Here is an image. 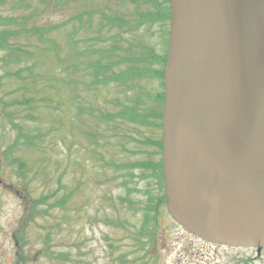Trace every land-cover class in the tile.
<instances>
[{
    "label": "rangeland",
    "instance_id": "rangeland-1",
    "mask_svg": "<svg viewBox=\"0 0 264 264\" xmlns=\"http://www.w3.org/2000/svg\"><path fill=\"white\" fill-rule=\"evenodd\" d=\"M104 6L125 16L134 8L119 0H0V16L17 17L0 31H44L42 39L32 31L7 38L23 50L18 54L0 47V264L177 261L179 228L164 205L147 208L145 191L158 194L156 179L128 167L159 158L148 140L160 137L151 126L159 120L141 125L118 116L126 106L159 113L161 80L93 82V50L109 48L118 30L101 26L107 21L98 12L89 20L90 11ZM132 37L158 53L166 49L156 23Z\"/></svg>",
    "mask_w": 264,
    "mask_h": 264
},
{
    "label": "water",
    "instance_id": "water-1",
    "mask_svg": "<svg viewBox=\"0 0 264 264\" xmlns=\"http://www.w3.org/2000/svg\"><path fill=\"white\" fill-rule=\"evenodd\" d=\"M166 209L184 230L264 245V0H170Z\"/></svg>",
    "mask_w": 264,
    "mask_h": 264
},
{
    "label": "trees",
    "instance_id": "trees-1",
    "mask_svg": "<svg viewBox=\"0 0 264 264\" xmlns=\"http://www.w3.org/2000/svg\"><path fill=\"white\" fill-rule=\"evenodd\" d=\"M119 1L125 3L127 2L133 5L134 8L131 16H125L123 14L120 15L119 12L108 9L105 6L98 7L94 11L89 12V20L95 12H98L101 16V21H107V23L101 22V26L106 24L110 27V30L113 28H118L117 31L112 32L109 36V38L112 39V43L109 48L93 50V53L98 54L95 60L89 64L95 76L93 82L106 83L109 81H113L118 84H126L130 81L141 79L146 76H157L160 78L162 85V91L158 94V96L159 99L163 102V67L166 59V49L163 53H158L152 45H149L142 41L135 42L132 34L141 26H149L150 28L156 23L159 26L161 35L166 36L167 41L168 25L170 19V0ZM26 17L27 19H30L31 15H27ZM16 18V16H11L8 18L0 16V24H4L5 22L16 23ZM25 22L26 21H23V23ZM55 27L56 26H54V28ZM26 31H32L34 33L36 32L40 39L44 38V31L39 30L37 27L25 28L24 26H22L21 28L12 31L4 29L0 31V47L9 49V53L12 52L13 55L18 54V52H23V50L18 46L10 47L7 43V38H9L10 36H16L17 34L24 33ZM129 32L132 34H130L129 37H126V34ZM6 62H10V59H7ZM155 65L158 66L156 67ZM161 113L162 111H160L159 113L152 111H150L149 113H145L137 106H126L122 109L118 116L129 122H135L143 125L145 123H149L147 121L152 116H154V119L157 118L158 120H160ZM112 117L113 116H110L109 120H111ZM9 119L11 120L10 117ZM18 135V138L23 137L25 139L23 141L24 145H33L32 147H34L35 144L34 142L30 141L29 137H26L21 133H19ZM160 147L161 140L159 141V148ZM9 150H12V147L9 148ZM11 162L16 163L17 168L20 170L24 167V163L22 161H18L17 159H12ZM128 167H131L132 169L134 168L143 170L144 173L142 174V176L144 178L153 177L156 179L158 194L154 196L148 189H146L145 191L149 201L147 208L155 211L160 206H165L166 196L163 193L164 182L161 170V159L157 161H140ZM21 176L23 177L22 173ZM47 196L39 198L37 202H44L47 199ZM67 197L68 196H66V198ZM66 198L63 200H57L54 203V206H63Z\"/></svg>",
    "mask_w": 264,
    "mask_h": 264
},
{
    "label": "flooded vegetation",
    "instance_id": "flooded-vegetation-1",
    "mask_svg": "<svg viewBox=\"0 0 264 264\" xmlns=\"http://www.w3.org/2000/svg\"><path fill=\"white\" fill-rule=\"evenodd\" d=\"M158 124L151 126L154 133L160 129V137L157 140L147 138L157 148V160L162 157V148H159L162 128ZM177 227L180 235L174 242L177 260L175 264H264V245L242 246L213 242L185 231L179 225Z\"/></svg>",
    "mask_w": 264,
    "mask_h": 264
}]
</instances>
